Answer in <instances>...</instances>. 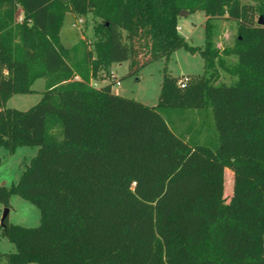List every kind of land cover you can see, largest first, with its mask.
Segmentation results:
<instances>
[{
  "label": "trees",
  "instance_id": "obj_1",
  "mask_svg": "<svg viewBox=\"0 0 264 264\" xmlns=\"http://www.w3.org/2000/svg\"><path fill=\"white\" fill-rule=\"evenodd\" d=\"M182 11L205 12L203 49L179 35ZM68 14L93 16L92 50L62 45ZM261 17L264 0H0V147L39 149L16 186L0 187V204L19 195L41 215L36 228L4 221L16 252L0 262L264 264ZM221 20L238 24L230 68L214 43ZM182 48L200 52L204 74L184 89L165 75L157 108L114 93L115 82L90 86L114 64L136 76ZM220 68L232 84H216ZM39 79L36 106L6 107ZM160 109L211 113L218 145L177 135Z\"/></svg>",
  "mask_w": 264,
  "mask_h": 264
},
{
  "label": "rangeland",
  "instance_id": "obj_2",
  "mask_svg": "<svg viewBox=\"0 0 264 264\" xmlns=\"http://www.w3.org/2000/svg\"><path fill=\"white\" fill-rule=\"evenodd\" d=\"M254 5L252 2H246ZM259 18V15L256 14ZM262 18V17H261ZM205 12H196L186 18L180 17L178 30L179 35L185 39L189 46L203 49L206 38ZM79 21H82L80 23ZM96 21L92 15L77 17L73 14L66 16L61 30V42L67 49H74L80 55L83 41L92 50L95 37ZM214 43L219 51V57L225 62V66L232 67L236 63V56L231 52L238 38V24L231 21L221 20L213 25ZM111 74L121 82V86L113 85V91L122 97L134 99L146 106L157 108L162 91L165 75L181 79L189 77L190 81L203 76L204 59L200 52H189L182 48L176 51L169 60L161 59L148 65L136 76H128L129 63L114 64ZM109 74H101L100 87L106 86L114 79H109ZM106 79V80H104ZM235 78L226 70L219 69V79L216 84L230 85ZM101 84V85H100ZM33 92L25 95L12 96L6 107L18 111H28L36 106L42 99L46 90V81L37 80ZM160 113L166 119L171 129L179 136L190 141L192 144L214 148L219 143L218 132L211 113L195 109H160ZM37 147H19L13 152L0 147V187L11 188L16 186L31 160L38 153ZM233 174L226 171L225 198L232 196ZM8 223L24 228H36L40 225L41 215L39 209L30 201L19 195H13L10 207L7 209ZM6 208L0 204V255L13 254L16 248L2 236V219ZM0 264H8L3 259ZM36 264V263H27Z\"/></svg>",
  "mask_w": 264,
  "mask_h": 264
},
{
  "label": "built area",
  "instance_id": "obj_3",
  "mask_svg": "<svg viewBox=\"0 0 264 264\" xmlns=\"http://www.w3.org/2000/svg\"><path fill=\"white\" fill-rule=\"evenodd\" d=\"M79 22L82 23V21H79ZM113 79L115 80V84H116L118 87L121 86V82H120L119 80H116L115 78H113ZM77 80H79V79L77 78ZM189 81H190V78H189V77H183V78L179 79V81H178V86H179L181 89H184V88H186V86L188 85ZM90 86L93 87V88H99V87H100V86L97 84V82H91Z\"/></svg>",
  "mask_w": 264,
  "mask_h": 264
},
{
  "label": "water",
  "instance_id": "obj_4",
  "mask_svg": "<svg viewBox=\"0 0 264 264\" xmlns=\"http://www.w3.org/2000/svg\"><path fill=\"white\" fill-rule=\"evenodd\" d=\"M188 15H189L188 12H186V11H182L180 17L185 18V17H187ZM259 24L262 25V26L264 25V20H263V18H260ZM8 214H9V211L6 209V211H5V213H4V216H3V219H2V225H3L4 221L8 218Z\"/></svg>",
  "mask_w": 264,
  "mask_h": 264
},
{
  "label": "crops",
  "instance_id": "obj_5",
  "mask_svg": "<svg viewBox=\"0 0 264 264\" xmlns=\"http://www.w3.org/2000/svg\"><path fill=\"white\" fill-rule=\"evenodd\" d=\"M190 15V14H189ZM188 15V16H189ZM186 18V17H185ZM111 68H112V66L109 68V70H108V72H104V74H109V79H113V78H115L112 74H111V72H110V70H111ZM116 79V78H115ZM104 80H106V79H104ZM99 82H101V81H97V83H99ZM101 85V84H100ZM114 92V91H113ZM115 93V92H114ZM117 94V93H116ZM119 95V94H118ZM121 96V95H120Z\"/></svg>",
  "mask_w": 264,
  "mask_h": 264
}]
</instances>
